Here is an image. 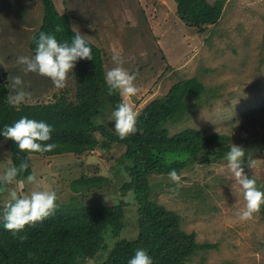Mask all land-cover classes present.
I'll return each instance as SVG.
<instances>
[{
  "label": "rangeland",
  "instance_id": "obj_1",
  "mask_svg": "<svg viewBox=\"0 0 264 264\" xmlns=\"http://www.w3.org/2000/svg\"><path fill=\"white\" fill-rule=\"evenodd\" d=\"M53 3L61 13L72 14L77 20L74 30L103 51L106 72L117 66L115 56L122 67L135 73L137 94L130 100L121 93L120 97L139 115L153 100L164 99L178 81L198 79L205 93L190 99L188 110L163 128L170 137L185 130L229 136L230 145L245 150V161L251 157L249 166L244 165L245 173L264 190V146L259 140L264 128V111H259L264 109V0H227L218 24L203 33L181 23L172 0ZM40 5L39 0H0V75H6L11 97L18 89L28 92L25 88H32V94H42L44 100L59 92L49 78L26 72L25 66L16 62L18 56L34 54L29 43L41 25ZM16 76L22 84L14 88ZM70 82L66 80L67 88L71 87ZM45 88L50 89V94ZM55 116L51 118L45 113L33 119L45 121L53 131L76 130L83 125L78 117L64 121V113ZM8 142L9 139L0 142V177L10 167ZM123 152V147L114 146L109 151H92L80 157H31L36 180L14 179L6 183L8 189L0 199V213L11 190L20 195L33 190H54L56 202L67 205L73 196L69 191L72 181L86 173H100L111 179L108 187L83 191L77 201L114 206L122 200L127 207L125 234L133 237L136 213L131 205L132 196L124 198L118 192L128 181L116 163ZM178 175V184L169 177H150L158 204L179 216L181 229L195 234L198 245L216 246L215 250L198 251L186 264H264V222L259 212L249 219L239 218L245 202L226 158L210 165L196 163ZM97 263L100 260L87 264Z\"/></svg>",
  "mask_w": 264,
  "mask_h": 264
},
{
  "label": "trees",
  "instance_id": "obj_2",
  "mask_svg": "<svg viewBox=\"0 0 264 264\" xmlns=\"http://www.w3.org/2000/svg\"><path fill=\"white\" fill-rule=\"evenodd\" d=\"M39 1L42 20L29 43L33 53L40 32L53 34L61 42H70L76 32L74 24L77 20L72 14L58 11L53 0ZM172 1L181 23L203 33L209 26L218 24L227 0ZM85 39L93 59L77 60L67 77L71 80V87L67 88L65 83V87L58 93H52L49 100H44L42 94H32V88H25L29 95L21 104L14 106L6 75H0V128L21 117L33 119L45 113L51 118L64 113V121L76 117L83 121L76 130L52 131L49 142H55L57 147L48 153L19 152L15 143L9 140V164L18 167L27 161L28 168L15 178L23 182L27 181L29 174L33 175L31 157H80L92 151L123 147L124 152L116 163L122 167L128 181L118 192L124 198L132 196L131 205L136 213L135 234L133 237L125 234L127 207L122 200L114 206L85 205L77 201V196L83 191H100L111 183V179L103 174L91 176L86 173L69 184L73 195L69 204L60 205L55 201L56 208L51 215L26 225L16 235L4 229L2 209L0 264H87L92 260H100L97 264H127L138 248L147 250L153 264H186L198 251L215 250V245H198L195 234H187L181 229L179 216L158 204L150 184V177H169L171 169L179 174L196 163L210 165L226 158L231 147V138L227 135L185 130L170 137L163 128L188 110L190 99L205 93L204 86L196 78L178 81L164 99L153 100L143 109L137 117L136 133L121 138L114 132V122L108 117L116 105L123 102L120 92H109L103 51ZM262 39L264 53V32ZM45 91L50 94V89L45 88ZM4 139L0 137V142ZM259 140L264 146V128ZM7 189V184L0 182V199ZM259 213L264 222V206Z\"/></svg>",
  "mask_w": 264,
  "mask_h": 264
},
{
  "label": "clouds",
  "instance_id": "obj_3",
  "mask_svg": "<svg viewBox=\"0 0 264 264\" xmlns=\"http://www.w3.org/2000/svg\"><path fill=\"white\" fill-rule=\"evenodd\" d=\"M92 60V50L78 30L69 41H58L56 36L46 32H40L36 38L35 52L31 57L18 56L17 63L25 66L26 72L37 73L49 78L56 89H63L69 73L77 60ZM117 66L109 69L105 74V81L109 92L118 91L127 99L135 96L138 88L134 85L135 73H130L119 63L118 57H113ZM22 84L19 76L13 78V87ZM29 95L22 89H18L12 97L14 106L21 104ZM138 112L128 102H121L111 113L113 130L121 138L136 133ZM52 126L43 120L21 117L10 125L0 128V137L13 141L19 152L48 153L53 151L57 144L51 140ZM227 167L236 178L242 190L244 207L239 213L241 220L249 219L253 213L259 212L264 206V190L257 185V181L245 173V163L251 161L249 156L245 161V150L232 144L226 154ZM249 166V165H248ZM28 168L27 161L19 166L7 167L0 180L5 183L12 182L20 172ZM169 178L179 183L181 177L175 169L168 172ZM28 182H34L36 178L29 174ZM57 194L54 190H33L30 194L20 195L15 190L9 192V199L3 208V227L11 230L13 235L22 231L26 225L42 221L53 213L56 208ZM21 239H24L22 236ZM127 264H153L152 257L147 250L138 248L129 258Z\"/></svg>",
  "mask_w": 264,
  "mask_h": 264
}]
</instances>
